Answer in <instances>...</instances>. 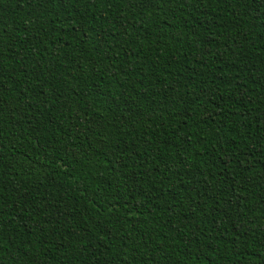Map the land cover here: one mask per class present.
I'll return each mask as SVG.
<instances>
[{
    "label": "trees",
    "instance_id": "obj_1",
    "mask_svg": "<svg viewBox=\"0 0 264 264\" xmlns=\"http://www.w3.org/2000/svg\"><path fill=\"white\" fill-rule=\"evenodd\" d=\"M0 264H264V0H0Z\"/></svg>",
    "mask_w": 264,
    "mask_h": 264
}]
</instances>
